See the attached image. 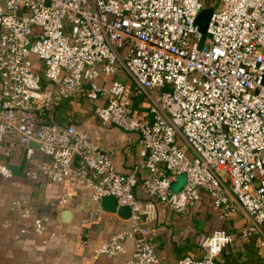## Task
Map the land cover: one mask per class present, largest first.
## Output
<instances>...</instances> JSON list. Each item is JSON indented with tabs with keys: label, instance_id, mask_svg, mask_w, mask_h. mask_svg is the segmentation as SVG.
Wrapping results in <instances>:
<instances>
[{
	"label": "built area",
	"instance_id": "2783aa9c",
	"mask_svg": "<svg viewBox=\"0 0 264 264\" xmlns=\"http://www.w3.org/2000/svg\"><path fill=\"white\" fill-rule=\"evenodd\" d=\"M207 5L214 9L203 34L195 18ZM120 68L148 96L149 118L122 101V80H98ZM153 88H162L157 97ZM64 98L95 101L101 124L136 131L142 160L121 171L86 131L46 113ZM15 146L29 161L36 149L49 157L27 166L29 178L60 183L78 157L74 180L85 198L113 195L130 207L127 224L92 245L97 255L123 254L131 239L125 264H226L224 248L260 233L256 264H264V0H0V154ZM13 173L0 157V175ZM71 195L51 204L67 207ZM203 197L221 218L238 205L249 222L202 234L199 255L161 259L155 202L186 213ZM9 209L19 217L12 239L30 234L44 244L65 234L58 217L35 214L27 198ZM12 225L4 220L0 233Z\"/></svg>",
	"mask_w": 264,
	"mask_h": 264
},
{
	"label": "crops",
	"instance_id": "0c3cea01",
	"mask_svg": "<svg viewBox=\"0 0 264 264\" xmlns=\"http://www.w3.org/2000/svg\"><path fill=\"white\" fill-rule=\"evenodd\" d=\"M113 79L125 83L122 101L132 107L133 114L140 118H149L150 100L145 91L136 85L123 68L105 80H98L108 83ZM158 92L159 88L150 89V95L153 97H157ZM95 104V101L87 98H64L55 106L47 108L46 113L57 121L72 122L77 129L86 131L92 140L111 154L117 168L126 171L142 160L140 137L136 131H125L112 124H101L94 114ZM0 157L14 172L9 178L0 175V226L6 219L13 222L11 227L0 233V264H125L133 250L131 239L127 241V251L120 255H97L92 251L93 244L108 239L127 222L115 212L103 210L99 204L85 198L83 189L79 188L74 180V171L81 167L78 157L73 159L71 175L60 183L49 181L44 176L32 179L26 175L30 163L49 158L39 149H36L31 162L25 157L23 146H15L10 155L1 153ZM64 191H70L72 195L68 206L58 210L53 207L51 201ZM136 194L141 199L145 198L141 184L137 186ZM19 198L29 199L37 215L58 217L64 224L65 234L52 237L44 244L30 234L20 239H12L11 235L17 229L19 217L9 206L13 200ZM204 199L203 197L188 212L182 213L181 223L178 221L176 224H173L170 217L176 213L155 202L156 219L153 224L158 229L153 236V242L161 259L175 262L182 255L201 253L197 243L201 235L193 234L185 221L190 219V216L195 217L197 210H204L206 204L210 205L207 200L204 205ZM65 208L72 211L69 222L62 219V211ZM214 212L218 213L215 209ZM174 219L176 220L175 216ZM221 219L225 221L223 228L234 233L249 222V218L238 205L227 217ZM260 238L261 234L257 233L248 239H237L230 253H225L224 248L219 257L226 264L236 260H241L244 264H256L260 254Z\"/></svg>",
	"mask_w": 264,
	"mask_h": 264
},
{
	"label": "rangeland",
	"instance_id": "374dc122",
	"mask_svg": "<svg viewBox=\"0 0 264 264\" xmlns=\"http://www.w3.org/2000/svg\"><path fill=\"white\" fill-rule=\"evenodd\" d=\"M161 89L162 88H160L159 91ZM184 181H185L184 175L180 174L178 176V179L172 183V185H171L172 190H174V191L178 190L182 186ZM205 200H207V199L205 198L203 200L204 205L206 203ZM173 213H176L175 215L170 216L173 219L172 220L173 224H176L178 221H179V223H181V220H182L181 217L183 214L182 213L178 214L175 211ZM174 216H175L176 220L174 219ZM179 223H178V225H179ZM182 224H184V223H182ZM185 224L188 225L189 229L193 231L192 232L193 234L200 236L202 234H207V233L212 232L215 228L224 227L225 221H223V219H221L219 217L218 213L214 212V209L210 205L206 204L204 210L203 209L201 211L197 210L196 216L195 217L190 216V219H187L185 221ZM234 246L233 245L227 246L224 250L225 253L226 252L230 253L231 248ZM222 256H224V254Z\"/></svg>",
	"mask_w": 264,
	"mask_h": 264
},
{
	"label": "water",
	"instance_id": "95a60500",
	"mask_svg": "<svg viewBox=\"0 0 264 264\" xmlns=\"http://www.w3.org/2000/svg\"><path fill=\"white\" fill-rule=\"evenodd\" d=\"M214 7L212 5H207L201 8L198 12L195 22L198 24L199 30L205 34L207 31V25L213 13ZM34 146H38L35 142H30ZM183 177V176H182ZM99 205L103 210L115 212L119 217L127 219L130 214V207L128 205H118L115 196L113 195H104L99 201ZM72 211L69 208H65L62 211V219L65 222L71 220Z\"/></svg>",
	"mask_w": 264,
	"mask_h": 264
}]
</instances>
